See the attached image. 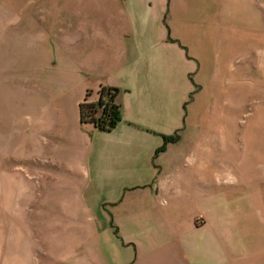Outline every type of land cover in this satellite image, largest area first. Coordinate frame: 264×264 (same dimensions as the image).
Returning <instances> with one entry per match:
<instances>
[{
	"label": "crops",
	"instance_id": "crops-1",
	"mask_svg": "<svg viewBox=\"0 0 264 264\" xmlns=\"http://www.w3.org/2000/svg\"><path fill=\"white\" fill-rule=\"evenodd\" d=\"M60 7L58 21L26 15L28 31L5 34L29 53L0 73V264H264V181L231 185L227 164L183 141L199 69L232 79L234 19L207 33L208 64L166 25V0ZM101 87L119 90L109 132L80 122Z\"/></svg>",
	"mask_w": 264,
	"mask_h": 264
},
{
	"label": "rangeland",
	"instance_id": "rangeland-1",
	"mask_svg": "<svg viewBox=\"0 0 264 264\" xmlns=\"http://www.w3.org/2000/svg\"><path fill=\"white\" fill-rule=\"evenodd\" d=\"M62 1L0 0V73L14 52L29 53L28 41L13 46L5 39V34L18 30L21 37L28 31L27 25L16 23L26 15L32 16L38 25L50 18L60 20ZM173 1L179 4L174 23L171 20ZM168 2L166 25L186 40L190 50L199 52L202 61L206 58L203 63L211 62L215 47L214 39L207 33L221 31L225 14L234 19L229 28H237L243 34V52L235 57L233 69H229L230 83L225 84L222 78L211 81L209 71L204 70L203 64L201 68L199 65L195 116L188 119L194 129L188 130L183 141L204 144L214 165L227 164L231 185L243 184L247 190L258 178L263 184L264 0H166Z\"/></svg>",
	"mask_w": 264,
	"mask_h": 264
},
{
	"label": "trees",
	"instance_id": "trees-1",
	"mask_svg": "<svg viewBox=\"0 0 264 264\" xmlns=\"http://www.w3.org/2000/svg\"><path fill=\"white\" fill-rule=\"evenodd\" d=\"M119 90L113 87H101L94 102L87 96L79 105L81 123H91L101 131H112L121 121V105L117 102ZM176 137L165 138V142L176 141Z\"/></svg>",
	"mask_w": 264,
	"mask_h": 264
}]
</instances>
